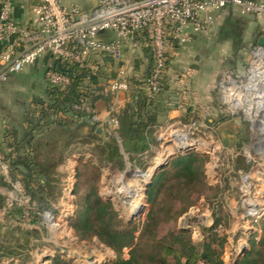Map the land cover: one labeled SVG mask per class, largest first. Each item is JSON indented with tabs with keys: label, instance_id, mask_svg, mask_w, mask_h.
<instances>
[{
	"label": "rangeland",
	"instance_id": "374dc122",
	"mask_svg": "<svg viewBox=\"0 0 264 264\" xmlns=\"http://www.w3.org/2000/svg\"><path fill=\"white\" fill-rule=\"evenodd\" d=\"M244 15L238 9L226 11V14L220 15L212 27L195 33L188 42L177 44L179 47H185L191 44L196 36L204 35L200 43L201 54L197 61L202 62L200 72H203V78L210 79L208 75L213 74L211 79L214 80L217 75V79L211 83L218 87V98L213 101L215 106L212 109L217 113L211 111L207 113L206 118L209 116L211 120L205 119L200 122V120L191 119L183 124L184 131L188 130L186 127L190 128L192 125L193 129L191 132L188 131V139L190 142H201L200 149L203 152L198 148L194 150L183 148V145L178 144L175 136L170 138L168 134L163 138L158 137L157 144L163 143L164 148L167 147L166 158L174 160L198 152L197 155L205 161L203 177H200L199 181L179 187L180 180L176 177L181 172L178 167L172 166L173 159L164 162L161 168L153 169L158 157L153 150L148 157L146 156L147 158L139 157L138 162L134 164V158L126 151L121 138H118L119 146L128 154H126L127 159L124 156V163L127 160L131 164L130 167L126 170L125 164H123L124 167H117L113 163L108 164L101 160L100 155L96 154L99 146L110 142L112 137H116L118 128L111 133H106L104 130L105 134H102L103 132H98L95 127H92L86 133L82 143L79 141L74 148L77 151L74 153L75 156L66 153L67 148H64V145L70 135L65 134L57 145L54 144L53 149L47 150L46 154L44 152V155L40 156V160L47 162L48 159H53L55 162H62L70 159L77 165L76 169L74 171V168H70L73 171L69 169L66 173L55 171L53 195L37 205L43 209L46 217L34 218L38 232L32 236L26 233L25 227L30 226L29 223L32 221L29 222L28 218L23 216H20L18 220L15 218L16 221L13 218L5 220L2 237L5 236L7 240L6 246L17 248L18 245H22L23 248L18 250V254H21L18 260L12 263V261L5 262L1 259L0 264H52L55 258L70 260L71 264H106L115 260L118 253L112 247L95 235L88 234L82 237L77 229L79 223L93 217L97 198L110 202L115 214L114 225L117 229L131 231L132 244L125 246L122 252V257L128 259L136 244L144 242L141 245L146 247L153 241L152 234L143 232V227L151 205L155 206L161 201L163 192L171 184L175 186L177 200L173 204L175 212L177 210L178 212L175 221L171 223V232L163 231L157 240L171 242L173 232L185 230L186 241L194 242L197 247H200L204 244L203 242L212 238L211 232L214 229L219 238L226 239L223 245H218L225 264H240V259L249 248L260 242L264 234V222L260 221L264 217V155L260 153L261 149L258 150L257 147L256 151L253 149V138L258 135V128L248 118L254 112V106L251 103L245 106V114L243 107H233L232 99H229V94L236 91L239 93L238 97L246 95L242 89L235 88L233 84L239 85L246 80L242 74H246L255 41L261 36L262 19L259 15L251 14L250 22L245 20ZM255 28L259 32H253ZM251 37L253 42L250 41ZM99 62L101 63V60ZM196 64L198 67L195 66V69H200L199 64ZM204 72L207 74L205 75ZM223 85H227L231 92L223 88ZM233 100L239 99L236 97ZM206 109L201 113L205 114ZM258 110L263 111V108L259 106ZM210 112L213 115H210ZM227 124L232 125L236 132L233 138L226 137L225 133L222 135L219 133V129ZM59 133L61 136L62 132ZM53 141L54 139H50L47 149L52 146ZM212 142L214 144L211 148L214 151L211 154L206 153L205 151L210 147L208 145ZM181 143H187V140L182 138ZM162 170L165 171L162 172ZM159 172L160 176L156 179ZM66 176H70L69 182L66 181ZM162 181L160 186L159 182ZM153 182H155L154 189L157 193L150 202L148 190ZM46 184L44 188H37V195L40 198H43L45 194L48 196L49 185L47 182ZM22 192L31 201L29 190H22ZM20 196L17 198L19 199ZM136 200L138 203L134 205ZM217 200V204H214L213 202ZM250 203L256 204L255 211L253 210L251 215L249 214ZM15 204L14 206H18L17 202ZM47 213H50L52 218ZM217 218L221 219L222 223H217ZM168 227L167 219H165L160 229ZM255 233H257L256 236L253 235ZM249 235L253 236V241L251 236L248 237ZM29 238L37 239V246L35 245L38 247L37 250L33 251ZM244 248H246L245 254L237 261L238 254ZM176 255L178 253H170L169 262L172 263Z\"/></svg>",
	"mask_w": 264,
	"mask_h": 264
},
{
	"label": "crops",
	"instance_id": "0c3cea01",
	"mask_svg": "<svg viewBox=\"0 0 264 264\" xmlns=\"http://www.w3.org/2000/svg\"><path fill=\"white\" fill-rule=\"evenodd\" d=\"M62 1L66 5H77L87 12L93 10V4L85 0ZM38 3L39 0H14L13 11L16 20L21 24H27L34 14L33 7ZM244 16H246L245 20H249L250 22L252 16L249 14H245ZM257 24L256 26L258 27ZM261 25L260 34L262 36V29L264 31L263 22H261ZM256 29L257 28H255V30ZM257 31L259 32V30ZM115 35V31L106 30L100 34V37L105 41H109L112 40ZM202 39H204V35H198L191 44L185 47L176 45V47L171 50L164 79V88L158 95L156 94L149 98L151 102L149 109L152 113L155 112L157 114L156 124L150 126L154 135V142L150 143V148L146 151L136 154L133 160L134 164L138 162L139 157L140 159H142V156L148 157L153 150L156 156H158L154 162L153 169H157L160 164H165L164 162H167V160L171 161L173 158H166L167 147L164 148L161 142L157 144L159 140L158 137L163 138L168 134L171 138L174 131L183 130L182 127L183 124H186L185 122L191 119L200 120V122H203L205 119L211 120L212 118H209V116L206 118L207 113L209 111L217 113V111H213L212 109H214L215 106L213 101L218 98V87L216 88V86L211 84L217 79V75L214 80L211 79L214 76L213 74L208 75L210 79L203 78V72H200L202 62L197 61L201 54L200 43ZM2 49L3 45L0 44V53ZM124 51L131 87L128 91L121 92L118 95V103L114 112L118 119L122 111L132 102L133 96L138 97L142 94V89L144 88L143 80L151 71L153 63L152 55L148 49L132 51L126 47ZM100 60L101 64L103 62L100 71L92 76L90 83L85 80V76H82V83L80 84L79 90L75 93L76 95H72V101H68L67 98H65V94H67L69 90L52 89L56 91L59 97L56 98L59 99L57 101L59 104H52V106L49 104L54 102H51V100L56 96L55 94H50V88L45 75L47 69L61 67L68 72L71 71L70 73L75 77V75L81 74L82 72H85L84 75H86L88 72L87 68H81L77 65L67 66L58 58L48 54L41 57L34 64L26 66L22 71L11 73L6 80L0 83V149L9 157L6 158L7 161L11 162L8 163V171L6 174L0 171L1 230L5 228V220L7 218H13L14 221L20 219L21 209L17 206L18 208L16 209H18V211H15V206L11 205V201L15 203V200L18 199L17 196L22 195V190H29L30 186L37 189L39 187L44 188L45 185H47L46 182L48 179H46L44 175L36 173L38 170L35 165V157L38 154L44 155V152L46 154L47 150L53 149L59 140L64 138L65 134H69L68 140L72 138V141L69 144L65 143L64 148H67V154L75 156L74 153L77 151H75L74 148L79 141L81 142L85 139L86 133H88L92 127H95L97 131L101 129V132H103L102 134H105L104 130L107 129L106 124L110 117L114 116L112 108H114L115 104L113 95L109 90L107 91V81L109 77L116 76L118 72L117 69H119L122 64L110 57L100 58ZM196 63L199 64L200 69H195ZM204 73L205 75L207 74L206 72ZM211 73H213V71H211ZM79 91L81 95H79ZM62 100L66 105L72 103L73 109L71 107L70 109L68 107L64 108V106H62ZM148 103L149 102H147V104ZM205 108H207V111L205 114H202L201 111L205 110ZM211 112L209 114L213 115ZM223 129L225 130L223 131ZM59 132H62L61 136ZM106 133H108L107 130ZM116 133V137L120 138L118 130ZM219 133L221 135L225 133L227 135L226 137L229 138L232 136L233 138L236 132L232 125L227 124L225 127L219 129ZM178 137L177 139H179L180 143L182 138L187 140L184 136L179 134ZM50 139H54V141L51 143L52 146H49L47 149V143L49 144ZM122 141L121 143L123 144ZM182 144L189 145L188 148L190 149H200L202 145L201 142L194 144L192 142L189 143L188 140L187 143ZM213 144L214 142L208 145L210 146L208 148L210 151H212L211 147ZM195 145H198V147H195ZM120 151L127 159V153L122 150V147H120ZM195 153L198 154V152ZM124 164L126 170L131 165L127 160H125ZM19 165H26V167L34 171V173L30 175L31 178L28 176L30 169L23 173ZM75 166L77 165H75L72 160L68 159L58 162L57 167L53 168L52 172L61 171L66 173L70 168H74L75 171ZM70 170L73 171V169ZM69 177L70 176L65 177L68 182L70 181ZM16 183H18L19 186H15ZM30 196L31 201L35 203L47 200L46 194L41 201L37 198L39 196L34 197L32 194H30ZM31 221L32 222L29 221L30 226L25 227L27 228L26 230H37L35 219ZM1 233L3 232L1 231ZM31 240L32 242L30 244L33 251H35L38 248L36 247L37 239L32 238ZM18 258L19 257L15 256H5L2 258V261H12L13 263V261L18 260Z\"/></svg>",
	"mask_w": 264,
	"mask_h": 264
},
{
	"label": "built area",
	"instance_id": "2783aa9c",
	"mask_svg": "<svg viewBox=\"0 0 264 264\" xmlns=\"http://www.w3.org/2000/svg\"><path fill=\"white\" fill-rule=\"evenodd\" d=\"M85 1L93 4L91 12L84 11L77 5H66L62 0H39L33 7L31 20L27 24H21L14 17V0H0V44L3 45L0 53V83L11 73L22 71L48 54L67 66L87 68L85 80L88 83L100 71V58L117 60L122 65L117 69L116 76L109 77L107 81V91L113 95L115 102L112 108L114 116L106 124L108 133L119 127V119L114 113L118 95L131 87L128 65L124 58L126 47L132 51H150L153 63L149 75L143 80V86L155 94L164 88L171 50L181 42L190 41L195 33L212 27L224 10L234 7L242 14L259 15L264 24V0ZM106 30L115 31L116 35L112 40L105 41L100 37ZM261 37H264V33ZM248 64L246 74H242L246 80L239 85L233 84L246 95L238 97L239 93L236 91L229 94V99H232L233 107H243L245 111V106L252 103L256 111L260 102L264 104V45H254ZM45 75L51 89L66 91L72 85L70 74L56 68L47 69ZM227 85H223L226 90ZM236 97L239 100H233ZM236 102L239 105H234ZM259 114L247 116L258 128V135L253 138V149H261L260 153L264 155V114ZM194 124L196 126V121ZM187 129L172 133V137L175 136L183 148H188L189 145L180 143L177 137L179 134L189 141L188 131L193 129L192 125ZM192 143L198 144L196 141ZM213 151L208 149L206 152L211 154ZM0 171L4 174L8 171V161L1 149ZM17 185L19 186L18 183L15 184ZM11 202V205L18 203L21 216L29 221L45 217L43 209L37 206L40 203L31 202L23 193L15 203ZM250 204L251 215L256 204ZM47 214L52 218L50 213Z\"/></svg>",
	"mask_w": 264,
	"mask_h": 264
},
{
	"label": "trees",
	"instance_id": "16d2710c",
	"mask_svg": "<svg viewBox=\"0 0 264 264\" xmlns=\"http://www.w3.org/2000/svg\"><path fill=\"white\" fill-rule=\"evenodd\" d=\"M234 9L235 8L230 7L226 11H232ZM226 11L224 10L221 15H225ZM256 31L257 30L253 32ZM259 38L260 36L257 37L255 45L258 43ZM250 41L253 42L252 37ZM56 69L61 71L64 70L63 72L70 74V77L72 78V85L68 89L69 92L65 94V98H67L68 101H72V95H76L75 93L79 90L80 84L82 83V76L86 77L88 72L86 73V75H84L85 72H82L81 74L75 75L74 77L70 73L71 71L68 72L61 67H57ZM145 89H142L143 92L138 97L133 96L132 102L128 104V106L122 111V114L119 117L120 127L118 128V134L123 140V145L126 151L131 154L133 158L136 157L137 153L144 152L148 148H150V143L154 142V135L150 126L156 124L157 114L155 112L152 113V111L149 109V106L151 105L149 98L153 97L156 94L158 95L161 91L152 94L149 90ZM49 91L50 94H55L56 96L55 98L53 97V100H51V102H54L49 105L52 106V104H59L57 103L59 99H56L59 98L56 94V91H53L51 88ZM79 95H81L80 91ZM147 102L149 103L147 104ZM72 105V103L66 105L62 100V106H64V108L68 107L70 109L71 107L73 109ZM71 141L72 138H70L65 143L69 144L71 143ZM96 154H99L101 160L106 161L108 164L113 163V165L117 167H122L124 164V155L120 151L117 137H112L110 142H106L104 145L99 146L98 152H96ZM40 156L42 155L38 154L35 157V165L36 169L38 170L36 173L44 175L46 179H48L47 183L49 187L47 190L48 196L46 197H51L54 193V181L56 177L55 172L53 173L52 169L57 167L58 162L53 161V159H48L47 162L46 160L42 161L40 160ZM5 157L7 158L8 156L5 155ZM204 163V159L194 153L187 154L185 157L180 159H173L172 166L178 167L180 169L179 171L181 172V174L178 173V176L176 177L178 178V180H180L178 181V184L180 185L179 187H182L183 185H189L195 181H199L200 177H203L202 173L204 170ZM26 165H19V168L23 173L24 171L22 170V167L27 171L28 169H30L28 168L29 166L27 165L28 167H26ZM163 171L165 170H162V172ZM33 173L34 171L30 169L28 176L30 177V175H32ZM158 176H160V172L159 174H157L156 179L158 178ZM163 181L159 182L160 186L162 185ZM154 186L155 182H153L148 190V198L150 202L153 201V197L157 193H155L156 189H154ZM174 188L175 186L173 184L169 185L168 188L163 192L164 196L161 201L158 202L155 206L151 205L146 223L143 227V232L152 234L153 241L147 244L146 247H143V245H141L144 242H142L141 244H136L131 250L130 257L128 259L122 257V252L125 246H130L132 244V239H130L132 238L131 231L126 229L119 230L115 227V214L113 209L111 208L110 202H104L97 198L94 204L95 212L93 217L86 222H84L83 220L81 223H79L77 225L78 232L82 237L87 236L88 234L99 237L103 242L112 247L118 253V256L115 260L106 264H225V261L223 260V258H221L218 245H223V242L226 239L219 238V235L214 231V229H212L211 232L212 238L209 241L206 240L205 242H203L204 244L200 245V247H197L196 243L194 242L186 241L185 230H180L177 233L173 232L171 234V242L167 243L166 240H157L159 237H161V233H163V231L171 232V223L175 221V217L178 212V210L176 212V209L174 210L173 203L177 200ZM29 191L34 197L38 196V191L36 188H32L30 186ZM188 196H190V194ZM37 198L40 201L42 200V197ZM217 202L218 200L213 203L217 204ZM16 208L18 207L15 206V211H18V209ZM165 219H167V225L169 227L166 229H160V227H162V223L165 222ZM260 221L264 222V217ZM217 223H222L221 219L217 218ZM1 231L2 230L0 228V261L5 256L20 257L21 254H18V250H20V248H23V246L18 245L17 248L12 246L7 247V240L5 239V236L2 237L3 233H1ZM20 231H22V229H20ZM25 231L29 236H32V234L38 232L35 229H25ZM147 234H145V236ZM253 235L256 236L257 233ZM250 236L251 235H249L248 237ZM218 238L220 240H218ZM252 238L253 236H251V240ZM28 241L29 243L32 242L30 238L28 239ZM170 253H178V255L174 257L172 263L169 262L168 255ZM239 263L264 264V234L258 244L248 249L246 254L240 259ZM52 264L71 263L70 260L64 261L59 258H55Z\"/></svg>",
	"mask_w": 264,
	"mask_h": 264
},
{
	"label": "water",
	"instance_id": "95a60500",
	"mask_svg": "<svg viewBox=\"0 0 264 264\" xmlns=\"http://www.w3.org/2000/svg\"><path fill=\"white\" fill-rule=\"evenodd\" d=\"M258 43L260 44V45H264V37H260L259 38V40H258ZM101 131V129H99L98 130V132H100ZM188 150V149H187ZM124 151V150H123ZM164 164H160L159 165V168H161L162 166H163ZM22 170L24 171V172H27V170L26 169H24L23 167H22ZM135 215H136V213H135ZM245 251H246V248H244L239 254H238V258H237V261L241 258V256H243L244 254H245ZM236 261V262H237Z\"/></svg>",
	"mask_w": 264,
	"mask_h": 264
},
{
	"label": "bare ground",
	"instance_id": "6f19581e",
	"mask_svg": "<svg viewBox=\"0 0 264 264\" xmlns=\"http://www.w3.org/2000/svg\"><path fill=\"white\" fill-rule=\"evenodd\" d=\"M251 104H252V103H251ZM261 104H262V105H261ZM234 105H239V103L236 102V104H234ZM252 105H253V104H252ZM246 106H249V105H246ZM259 106H260L261 108H263V111L258 110ZM259 106H258V108L256 109V111L254 110V112H252V114H251L250 117H252V115H254L255 113H260V112H263V113H264V104H263L262 102H260V103H259ZM247 109H248V108H247ZM263 140H264V138H263ZM263 146H264V141H263ZM136 201H137V200H136ZM137 203H138V201H137L136 203H134V205L137 204Z\"/></svg>",
	"mask_w": 264,
	"mask_h": 264
}]
</instances>
